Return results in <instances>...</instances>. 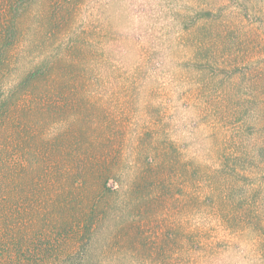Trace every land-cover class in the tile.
I'll return each instance as SVG.
<instances>
[{
    "label": "rangeland",
    "instance_id": "1",
    "mask_svg": "<svg viewBox=\"0 0 264 264\" xmlns=\"http://www.w3.org/2000/svg\"><path fill=\"white\" fill-rule=\"evenodd\" d=\"M32 69L3 157L113 191L70 264H264V0H0V101Z\"/></svg>",
    "mask_w": 264,
    "mask_h": 264
},
{
    "label": "trees",
    "instance_id": "2",
    "mask_svg": "<svg viewBox=\"0 0 264 264\" xmlns=\"http://www.w3.org/2000/svg\"><path fill=\"white\" fill-rule=\"evenodd\" d=\"M40 72L30 70L9 94L3 95L0 112L14 91L28 87ZM4 153H8L7 148L0 146V264H52L61 254L66 256L63 264H70L73 257L89 261L92 244L99 239L98 228L91 226L104 219L105 224L108 218L104 216L109 212L106 197L113 193L108 175L90 161L86 168L80 165L74 175H69L71 179L62 180L56 175L55 181L45 177L46 172L60 173L61 169L49 172L42 164L9 165ZM94 180L98 196L88 186ZM98 216L103 218L96 221ZM74 230L79 232L81 242L77 253L65 246V238Z\"/></svg>",
    "mask_w": 264,
    "mask_h": 264
}]
</instances>
